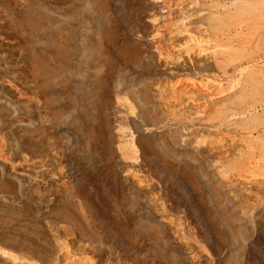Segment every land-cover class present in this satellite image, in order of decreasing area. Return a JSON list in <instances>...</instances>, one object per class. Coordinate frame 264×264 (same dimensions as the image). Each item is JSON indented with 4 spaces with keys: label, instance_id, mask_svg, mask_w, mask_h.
I'll return each instance as SVG.
<instances>
[{
    "label": "rangeland",
    "instance_id": "1",
    "mask_svg": "<svg viewBox=\"0 0 264 264\" xmlns=\"http://www.w3.org/2000/svg\"><path fill=\"white\" fill-rule=\"evenodd\" d=\"M159 1L165 10L171 5L186 11L189 2L202 10L187 26L194 41L186 43L172 15L144 9L146 0H0L8 24L0 36L16 43L17 67L25 68L32 51L61 66L40 88L52 94L58 116L49 107L44 113L66 130L67 178L86 205L82 228L57 233L66 261L53 264H188L184 246L201 258L199 264H214L204 258L211 256V246L223 255V264H236L243 254L245 264H264V223L253 226L233 190H225L232 176L264 167V0ZM32 5L40 9L35 28L25 14ZM103 28L114 33V42L105 38L100 48ZM58 44L69 56L57 54ZM180 46L204 60V69L174 68ZM159 64L168 70L159 71ZM28 79L37 88L42 80ZM184 86L211 92L191 96L188 108L173 111L210 126L192 136L194 146H216L210 155L183 153L164 137L150 136L146 113L153 99L164 105ZM132 89L146 96L139 101L142 115ZM0 222V228L7 226ZM11 223L7 228L15 234L40 238L37 227Z\"/></svg>",
    "mask_w": 264,
    "mask_h": 264
},
{
    "label": "bare ground",
    "instance_id": "2",
    "mask_svg": "<svg viewBox=\"0 0 264 264\" xmlns=\"http://www.w3.org/2000/svg\"><path fill=\"white\" fill-rule=\"evenodd\" d=\"M144 3V9L146 10H154L165 16L170 14L174 19L176 18L179 20V25H177L182 32V38L187 41L186 43L193 40V38L191 39V34H189L190 31L187 26L197 21L202 15V10L196 9V6L193 5L192 2H186L187 12L183 11V9L180 8L181 6L177 7L171 5L165 10V8H163V3L159 0H146ZM164 5L166 4L164 3ZM32 6H34V11L32 10L28 13H24L26 14V20L29 26L35 28L40 25L38 14L40 9L36 5ZM105 7L104 1H102L100 8L105 9ZM185 14L187 16H185ZM6 23L3 13H0V30L7 28L6 26L8 24ZM113 37L114 33L111 30H106L105 28L99 30L98 39L100 41V48L103 47L101 42L103 43L105 38L113 43ZM15 44L14 41H11L8 37L0 36V137L2 141L0 145V220L7 226L12 221H15L17 225L23 223L32 227H37L38 236H40V238H24L19 234H15L16 232L14 233L13 230L10 228L8 229L7 226L1 227L0 264H53L55 263V259H58L59 262H65V253H61V244L63 242L61 243L58 241L57 233L73 227L82 228V207H85L86 204L79 195V190L75 183L67 178V173L70 169L69 160L71 158V152L68 150L70 140L66 134V130H63L62 127H57L55 124L56 117L58 116V114L56 116V113L59 112V109L53 106L55 105V99L52 97V94L43 88V90L40 89L43 83L47 82L52 76L60 73L61 66L59 64H51L52 62L47 58L48 56L42 57L38 55L37 52L32 51L30 54L28 53L29 55L25 60L27 63L24 66L25 68H18L17 64L21 57H19V53L16 52ZM62 46L63 45L60 44L55 46L57 54L66 57L69 56V50ZM180 57L181 60L174 67L177 70L186 71L194 68L195 70L201 71L204 69V60L193 55L184 46L181 47ZM166 64H159L157 69L159 71H167L168 68ZM7 77L9 80L16 81L18 85L12 86V81L9 82V80H6ZM27 77L31 79L41 78L40 85H37L38 88L36 85L33 86ZM184 88L185 86L181 91L179 90V95L171 96L170 98L172 99L163 101L165 102L164 105H161L157 98L153 99L154 104H152V109L150 112L147 111L146 113L149 123L152 124L149 130L150 136L153 140L159 135L164 137L174 149L181 152L185 151L193 152L197 155H210L214 153L215 145L213 147L211 145L194 146L192 142V136L195 133L207 132L210 130V126L206 122L201 121L198 117L192 122L186 121L182 119V117L175 116L173 111L175 107L181 108L188 104V100L191 96L193 99H199L201 96L204 95L205 97L211 92H209L207 88V90L205 89V93L204 89L201 93L200 90L193 91L192 89L188 90ZM23 92L27 94V96L25 94H23V96ZM131 94L134 100L137 101V104H139L138 113L142 115L143 110L139 101L145 100L146 96L144 94L142 95V93L140 95V92H137L136 89H132ZM51 105L53 108H51ZM47 107H49V110L54 111L56 117L53 116L54 118H50L45 115L44 112ZM228 119L230 120L231 117ZM137 128L136 126V130ZM133 137L136 138V135ZM137 139H139V135H137ZM141 147H143V151L145 146L142 145ZM142 163L141 161L135 162L136 166ZM209 167L214 171L217 166L214 163H209ZM127 179L126 183H128ZM225 182V190H233V199L238 202L235 201L237 205L240 206L245 216H247L250 223L253 226L263 224L264 167L258 171L238 173ZM0 224L2 223L0 222ZM81 232L82 234L85 233L84 230H81ZM173 239L174 242H176V236H173ZM210 250L211 256L209 257V255L203 254L204 258L214 260V264H223V255H221L214 246H211ZM183 252L188 264H199L201 261L199 256H194L190 251H187L186 246L183 247ZM245 261L246 259L243 254L238 258L236 264H245Z\"/></svg>",
    "mask_w": 264,
    "mask_h": 264
}]
</instances>
